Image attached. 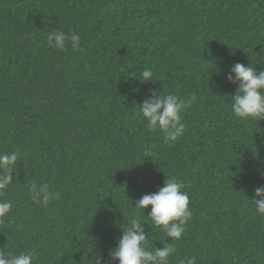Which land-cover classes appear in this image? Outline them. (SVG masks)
<instances>
[{
  "label": "trees",
  "instance_id": "trees-1",
  "mask_svg": "<svg viewBox=\"0 0 264 264\" xmlns=\"http://www.w3.org/2000/svg\"><path fill=\"white\" fill-rule=\"evenodd\" d=\"M53 30L78 33L80 50L49 46ZM236 62L264 71V0H0V154L19 153L0 248L93 264L137 216L153 246L175 245L170 264H264L251 200L264 186V120L231 111ZM145 68L157 78L141 83ZM153 91L196 97L174 143L139 115ZM167 177L186 185L193 213L179 241L134 204ZM32 183L57 198L36 204Z\"/></svg>",
  "mask_w": 264,
  "mask_h": 264
},
{
  "label": "clouds",
  "instance_id": "clouds-1",
  "mask_svg": "<svg viewBox=\"0 0 264 264\" xmlns=\"http://www.w3.org/2000/svg\"><path fill=\"white\" fill-rule=\"evenodd\" d=\"M49 46L64 50L69 45L74 51L81 47V36L78 33L68 34L61 30H53L47 36ZM135 76V75H134ZM138 77L141 83L157 78L151 68H145ZM230 83L237 85L231 97V111L241 119L264 120V71H258L252 63L245 65L236 62L231 66L227 75ZM196 97L182 99L176 94H160L153 91L142 104L139 105V115L146 122L150 130L163 133L166 143H174L185 132L183 113L194 103ZM256 132L264 135V128H256ZM19 153L0 154V195L13 183V171L16 168ZM264 175V172L261 173ZM186 185L177 178H168L157 191L144 194L134 202L135 208L145 212L149 206L151 211L147 216L151 225L161 228L167 238L179 241L186 230L188 221L192 218L190 198L185 190ZM29 192L36 204L47 206L58 194L51 191L48 184L32 183ZM256 212L264 216V186H258L251 197ZM13 205L9 201L0 199V222L10 213ZM145 222L141 218L132 216L126 227H121L122 235L118 239V246L109 249L107 257L102 248L97 249L93 257V264H170V257L176 253L173 243L165 240L164 247H155L149 241L145 232ZM38 254L33 250L19 253L0 248V264H35ZM197 257H186L180 264H196Z\"/></svg>",
  "mask_w": 264,
  "mask_h": 264
}]
</instances>
